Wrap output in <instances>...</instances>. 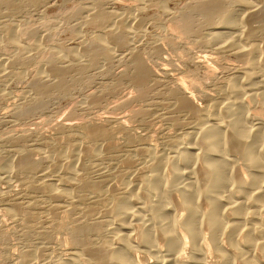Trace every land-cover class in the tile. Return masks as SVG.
<instances>
[{
  "label": "rangeland",
  "instance_id": "rangeland-1",
  "mask_svg": "<svg viewBox=\"0 0 264 264\" xmlns=\"http://www.w3.org/2000/svg\"><path fill=\"white\" fill-rule=\"evenodd\" d=\"M0 1L5 2L0 4V264H22L17 257L25 251L32 255L31 262L25 264H89L78 248L69 245L73 224L70 220L88 226L101 219L104 206L95 204L90 191L80 187L81 190L76 184L103 182L116 190L118 185L145 172V149L169 151L170 144H178L184 134L193 133L195 117L174 107L175 100L185 94L178 77H189L188 81L185 78V86L193 90L192 103L209 111L214 103L225 104L224 99L231 95L232 79L248 87L247 94L264 87L261 63L251 79L245 78L249 63L240 60L235 52L221 48L238 36L240 45L249 48L257 44L263 54L264 0H249V6L233 0ZM210 1H220V7L237 27L221 28L217 21L205 25L203 18L194 13L192 28L199 29L205 39L177 31L175 17L191 5ZM93 16H103L104 21L97 22ZM247 27L257 31L254 39L239 35ZM216 31H220L221 40L215 41V45L207 43V34ZM96 38L109 48L107 58L97 52ZM51 58L58 70L67 71L62 72L61 90L56 87L59 79L48 71ZM134 59L147 67L149 78L143 81L146 85L134 80ZM189 80L201 86L193 88ZM40 87L45 90L44 96L37 92ZM248 114L250 126L257 119L264 120L261 99L249 103ZM87 127L102 129L105 138L88 142L81 137ZM58 150L62 152L61 159H56ZM19 154L31 159L36 173L27 174L7 166L14 164ZM117 173L122 181L115 179ZM125 175L129 176L126 180ZM30 182L35 186L51 182L56 190L67 188L70 197L82 192L85 198L48 197L30 189ZM88 206L94 214L82 218L84 207ZM71 207L75 213L67 211ZM25 215L37 220H25ZM91 235L88 238L93 242L96 238ZM72 258L78 260L74 263Z\"/></svg>",
  "mask_w": 264,
  "mask_h": 264
},
{
  "label": "bare ground",
  "instance_id": "bare-ground-1",
  "mask_svg": "<svg viewBox=\"0 0 264 264\" xmlns=\"http://www.w3.org/2000/svg\"><path fill=\"white\" fill-rule=\"evenodd\" d=\"M219 2L210 1L187 7L174 18V27L183 35L195 34L199 40L204 38L199 29L194 31L192 28L191 15L196 13L203 18L205 25H212L213 21H217L221 28H236L237 24L235 27V23L231 22V18L227 16L228 13H224ZM233 2L245 6H249L250 3L249 0H233ZM0 4L5 2L0 1ZM93 19L97 22L104 21L103 16H93ZM258 19L257 22H259ZM259 20L261 21V18ZM255 32L247 27L239 35L243 39L251 40ZM220 36V31L208 33L207 43L215 45L214 42L220 39ZM239 38L238 36L232 38L229 42L223 43L221 48L223 51L225 49L228 52H235L240 60L249 63L244 75L245 78L251 79L258 63L264 67V52L263 54L260 52L257 44L250 45L249 48L246 45H240ZM104 43L98 38L95 40L97 52L107 58L109 48ZM20 49L18 46V50ZM53 61L51 63L48 61V71L51 72L50 75L59 79L58 84L54 85L61 90L64 87L62 72L66 70H58V67H55L57 64L54 66ZM133 63L136 71L135 82L139 84L143 81L147 82L146 79L149 78L147 67L145 68L137 59H134ZM185 78L187 77L181 76L177 79L179 85L185 90V94L175 100L174 107L195 117L193 133L185 132L188 135L184 134L178 144L175 142L174 146V143L170 144L169 151L157 153L151 148L143 150L147 162L145 172L135 176L133 173V179L118 185V188L116 186V190L112 184L110 187L103 182L92 185L77 182L79 189L84 188L90 191L95 204L104 206L101 219L90 222L92 224L88 226H83L78 220L69 219L73 222L72 227L70 226L69 242L71 244L69 245L78 248L80 255L89 264H141L142 261L143 264H264V120L257 119L256 124L251 126L247 122L249 103L261 99L264 106V87L258 88L256 93L247 94L248 87L232 79L229 81L231 95L223 98L225 104L217 106L214 103L217 107L213 104V108L209 111L208 108L199 109L192 103L193 90L185 86ZM188 84L193 88L201 86L200 83L192 80H189ZM35 85L37 86V83ZM46 86L49 85L46 84ZM44 91L43 87L37 90L43 96ZM83 131L81 137L87 140L103 139L106 136L105 131L100 128L87 127ZM60 153L62 154V152L55 154L56 159L60 158ZM21 154L24 155L23 152ZM20 156L19 154L14 164L7 165L6 162V165L10 169L14 168L27 174L35 172L36 168L31 159L29 161L25 159L26 157ZM127 162L130 163V160ZM116 176L113 178L120 181L121 176L118 173ZM126 177L122 178L126 180L129 176ZM50 183H39L35 186L30 182L28 185L30 189L35 188L55 199L70 200L74 196L76 198L84 196H81V192V195L71 194L72 197H70L69 191H66L67 188L64 190L60 187L56 190L57 187ZM84 198L83 200L86 201ZM72 203L70 205H74ZM84 208L82 218L91 217L94 214L91 206ZM67 211L75 213L72 207ZM99 215H101L100 212ZM25 216L27 217L25 220L30 221L33 218L37 220L35 216L33 218L31 215ZM78 217L76 219H79ZM88 234L94 235L93 239H96L91 242ZM31 256L30 251H25L17 258L25 264L31 262Z\"/></svg>",
  "mask_w": 264,
  "mask_h": 264
}]
</instances>
